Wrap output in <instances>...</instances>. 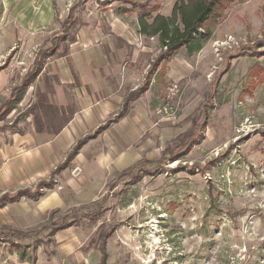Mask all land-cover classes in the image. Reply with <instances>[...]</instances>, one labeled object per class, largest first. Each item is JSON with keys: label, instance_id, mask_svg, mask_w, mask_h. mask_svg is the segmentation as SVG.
Returning <instances> with one entry per match:
<instances>
[{"label": "rangeland", "instance_id": "374dc122", "mask_svg": "<svg viewBox=\"0 0 264 264\" xmlns=\"http://www.w3.org/2000/svg\"><path fill=\"white\" fill-rule=\"evenodd\" d=\"M174 1L0 0V232H33L0 238V264H95L111 228L107 264H264V0H234L199 51L156 67L140 4L169 15ZM140 166L157 170L135 179ZM104 195L94 222L50 233Z\"/></svg>", "mask_w": 264, "mask_h": 264}, {"label": "trees", "instance_id": "16d2710c", "mask_svg": "<svg viewBox=\"0 0 264 264\" xmlns=\"http://www.w3.org/2000/svg\"><path fill=\"white\" fill-rule=\"evenodd\" d=\"M234 0H175L171 13L165 15L162 13H157L151 15V12L146 8L144 4H140V9H142L138 17V31L141 34L147 36H156L159 43V55L157 56L156 62L153 63L156 67L158 65L162 66V63H165L181 48H184L187 53L192 54L199 51L209 40L213 33V28L217 23L218 19L223 15V12L226 10L228 5ZM69 15L73 14L75 6H72ZM71 17V16H70ZM150 17V18H148ZM69 18V16H68ZM64 21L62 30L64 31L62 36L52 37V42L57 40L65 39L67 30L69 29L70 24ZM55 45L49 50L48 54L53 51ZM57 49V48H56ZM55 49V50H56ZM44 53V52H42ZM51 54V53H50ZM42 58L36 60L31 69H29L24 75L22 82L19 86H14L11 89L10 99L8 103L14 104L17 102L26 87L33 81V79L38 76L43 69L41 63ZM264 71V70H263ZM146 86L143 85L140 88H136L128 93L123 100L120 111L118 112L119 118L124 117L130 108V103L137 99L139 95L145 91ZM104 125V124H103ZM103 127V126H101ZM100 128V127H99ZM102 129V128H101ZM194 136H191L189 140L182 144L183 147H180V150L165 152L163 154V159L160 161V164L165 160L178 157L179 153L185 150H189L190 144L194 143ZM79 146H75L68 157H74L77 153ZM66 162V160H65ZM64 162V163H65ZM159 164V166H160ZM141 167V168H140ZM136 169H133L131 172L133 177L137 179L141 172L145 174H152V171L157 170L155 166H140ZM139 179V178H138ZM107 196H102L100 201H95L92 204H84L80 209L90 208L88 211L79 213L78 215L66 213L64 214L59 221L50 223L48 227L51 228V234L56 233L57 231L66 229L74 225L78 219L80 221L87 220L94 222L97 218L103 214V203L106 201ZM76 213V212H75ZM103 225H101L102 227ZM100 227V229H101ZM114 230L111 228L108 231L102 230L97 232L98 236L96 240H92L91 245L100 251V261L98 264H107V250L106 242L107 239L114 233ZM33 232H0V238L11 239L14 236L21 235L24 237L32 236ZM19 252V255L24 258L26 253L25 249L21 248L20 244L15 243L14 245ZM35 249L36 246L34 245Z\"/></svg>", "mask_w": 264, "mask_h": 264}, {"label": "crops", "instance_id": "0c3cea01", "mask_svg": "<svg viewBox=\"0 0 264 264\" xmlns=\"http://www.w3.org/2000/svg\"><path fill=\"white\" fill-rule=\"evenodd\" d=\"M86 50H83V51H77V50H72L71 52V56L73 58V60H76V65H78V68L80 69V71H84L86 73H80L82 75L78 76L79 77V80L82 81L83 83H86V84H89L90 82V74L87 72V66L90 65V62L87 64L86 62L84 61H77L78 58H81L82 54L85 53ZM77 67V66H76ZM89 72H90V69H89ZM84 76V77H83ZM85 77H87V79H85ZM83 78V79H82ZM84 80V81H83ZM69 82L71 80H68ZM93 83L95 84V81H93ZM95 250H97L99 252V259L97 260V263L95 264H98L99 261H100V251L96 248H94ZM108 258V257H107ZM107 262V261H106Z\"/></svg>", "mask_w": 264, "mask_h": 264}]
</instances>
